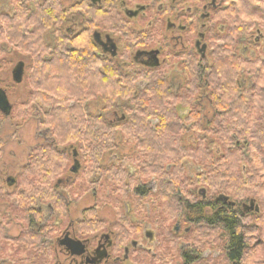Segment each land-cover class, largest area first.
<instances>
[{"label":"flooded vegetation","instance_id":"flooded-vegetation-1","mask_svg":"<svg viewBox=\"0 0 264 264\" xmlns=\"http://www.w3.org/2000/svg\"><path fill=\"white\" fill-rule=\"evenodd\" d=\"M250 22L237 0H0V155L28 128V140H15L25 161L0 163V264H139L151 256L154 204L208 203L199 167L178 156L162 171L154 143L176 135L185 152L207 138L218 106L214 62L264 52ZM53 79L64 93L54 92ZM66 99L83 108L74 122L109 127V147L79 146L89 132L61 145ZM166 122L184 127L160 131ZM176 166L183 170L174 174ZM85 198L92 204L75 215ZM98 198L114 220L100 218ZM230 203L215 201L237 212ZM95 214L105 222L98 231ZM180 217L174 238L188 223Z\"/></svg>","mask_w":264,"mask_h":264},{"label":"trees","instance_id":"trees-1","mask_svg":"<svg viewBox=\"0 0 264 264\" xmlns=\"http://www.w3.org/2000/svg\"><path fill=\"white\" fill-rule=\"evenodd\" d=\"M237 1L241 5L244 18L251 21L254 30L264 36V0ZM255 53L256 57L248 60L239 56L237 60L232 57L218 58L214 62L209 86L212 98L218 106L212 122L207 124V138L193 139L189 147L191 149L183 152L181 148L186 149V146L181 142L182 138L165 135L154 143V148H157L154 156L158 167L162 166V171L173 164L178 156H182L192 166L199 167V173H203L200 186L210 189L213 194L221 192L224 196L239 201L250 197L254 198L252 200H259L262 213L255 217L261 221L264 220V59L261 58L263 55L260 51ZM243 69L245 74L242 73ZM66 72L71 73L69 68ZM56 81H52L54 92L64 93L56 86ZM68 81L73 82L71 78ZM68 103L69 99L64 100L59 110L61 145L66 146L74 141L70 137L73 132H89L88 136L77 140L79 146L109 147V140L103 133L109 127L103 122L89 123L87 127L86 122L79 117L74 122L72 115L78 114L82 117L83 108L76 112ZM183 127L184 124L167 122L158 125L160 131L167 132L178 131ZM210 146L212 149H208ZM181 170L182 166H176L174 174ZM177 185L176 190H180L179 183ZM165 188L162 184L160 192L162 190V193L172 194V186H168L166 190ZM168 201L178 207L179 214L193 226V232L200 233L195 239L196 244L192 246V254L198 253L201 257L199 251L202 248L197 243L201 244L202 239L204 241L205 238L220 235L227 264H264V241L261 240L264 230L260 227L264 222L260 226L250 225V212L245 213L240 209L235 212L231 207L218 209L215 203L207 200L208 204L200 198L198 201L202 204L182 200ZM207 208L214 210L213 213L207 212ZM104 223L94 215L96 231L101 230ZM192 254L184 255L187 264H196L199 261L200 258H194Z\"/></svg>","mask_w":264,"mask_h":264},{"label":"rangeland","instance_id":"rangeland-1","mask_svg":"<svg viewBox=\"0 0 264 264\" xmlns=\"http://www.w3.org/2000/svg\"><path fill=\"white\" fill-rule=\"evenodd\" d=\"M260 53L264 56V52L262 53V48L260 50ZM20 94V92H17L14 97L17 99ZM21 95L23 96L25 95V93H22ZM19 109V113L23 112L24 110L23 107H20ZM8 125L9 124L7 122L4 124V134H2L4 138L10 135L9 128L7 127ZM29 136L30 140L32 134ZM18 137H21V141L28 140V128L26 127V125L25 127L23 126L20 128V131L18 134H16L14 141L5 149L6 153L0 155V163H23L25 161V149L24 147H19L18 143H16L15 141ZM33 142L34 141L32 139V141H30V144H33ZM208 149H212V147L210 146L208 147ZM202 188L206 189L208 202L212 204L215 203L216 199H218L220 196L225 195L221 192L213 194L210 189L208 190V188L206 187ZM101 195H103V193H101ZM252 199L254 198L250 197L246 200L239 201L235 198H230V201L236 203L238 209L243 210V205H249ZM96 201L98 206L102 208L99 213L100 218H103L107 221L114 220V212L111 207L105 206V202L99 198ZM256 203L259 205L260 209H262V204L259 202V200L256 201ZM90 204H92V202H89V199L85 198L78 204L77 207L73 208L74 214L80 216L82 208ZM207 209L211 214L214 211L211 208ZM261 213L262 210H260V213L258 214L250 212V225L260 226L264 222V220L261 219L260 221V218L256 219L255 217V215H260ZM180 216L182 215L179 214L178 207H174L171 201H158L156 204H154V243L148 244L146 246V248H149L151 256L149 257L144 253L142 257L143 262L140 261L139 264H187V262L184 260V255L192 254V246L194 245L195 239H197V236H199L200 233H194L193 226L190 223H186L185 225L181 226L180 234H178L177 238H174L172 234L175 228L178 227V224L180 223L179 220L182 219V217ZM260 227L264 230V225H261ZM186 230H189L190 232L185 233ZM219 236L211 237L210 239L205 238L204 241L203 239L200 241L202 242L201 244L197 243V245H200L202 249L201 251H199L201 253V257H199L198 253L192 254V257L194 256V258L196 259L200 258L196 264H227V262L225 261V253L222 249V240ZM261 240L264 241V236L261 237ZM262 252L264 254V249ZM153 255L154 259H152ZM126 264L135 263L129 261Z\"/></svg>","mask_w":264,"mask_h":264},{"label":"water","instance_id":"water-1","mask_svg":"<svg viewBox=\"0 0 264 264\" xmlns=\"http://www.w3.org/2000/svg\"><path fill=\"white\" fill-rule=\"evenodd\" d=\"M2 99L5 100L4 97H2ZM201 194H202V197H203V198H206V190H205V189H203V190L201 191ZM229 200H230L229 197L223 195V196H220V197L217 199V202H218V203H219V202L226 203V202H229ZM230 204H231V206H235V203H233V202H231ZM243 210H244L245 213H248V212H254V213H257V214L260 213V207H259V205L256 203L255 200H251L249 205H243ZM104 258H105V254H103V255L100 256L101 261H103Z\"/></svg>","mask_w":264,"mask_h":264}]
</instances>
